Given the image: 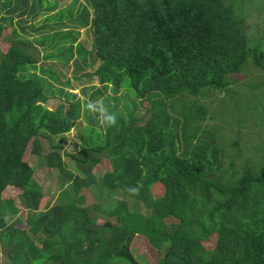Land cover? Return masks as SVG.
Masks as SVG:
<instances>
[{"label":"trees","instance_id":"obj_1","mask_svg":"<svg viewBox=\"0 0 264 264\" xmlns=\"http://www.w3.org/2000/svg\"><path fill=\"white\" fill-rule=\"evenodd\" d=\"M237 2L81 0L76 22L92 35V49L86 51L68 30L48 34L46 24L26 26L27 15L45 22L53 16L61 26L64 15L56 11V2L33 0L28 8V0H0V38L8 31V48L0 53V245L8 248V264H140L130 248L136 235L156 251V264H264V163L256 172L245 167L237 178L229 164L221 181L222 151L215 134L198 126L189 129L207 117L193 98L206 89L225 93L249 58L264 68V52L249 46ZM60 35L62 42L56 41ZM54 60L62 65L73 60L75 71L98 61L85 76H96L113 90L122 88L127 76V89L150 101L149 117L137 124L131 113L125 119L104 99L117 114V125L104 127L95 143L84 132L81 157L67 154L83 175L70 171L62 159L61 136L82 114L76 95L46 80L59 79L45 65ZM55 92L66 106L62 102L49 110L44 104ZM83 113L84 118L87 110ZM41 138L51 150L43 155L45 166L59 173L57 201L43 211L42 187L23 160L30 142L32 152L42 155ZM88 154L103 155L111 166L100 181L103 188L120 189L152 213L131 212L126 200L113 209L80 206V191L97 182L91 168L98 159ZM137 182L143 186L140 195L130 196L127 189ZM153 185L163 189L156 212ZM7 187L18 189L25 209L33 213L28 231L3 219L6 212L14 213L12 201L1 199ZM95 212L115 223L97 224ZM169 220L175 221L170 227ZM212 234L216 243L205 250L201 241Z\"/></svg>","mask_w":264,"mask_h":264},{"label":"rangeland","instance_id":"obj_2","mask_svg":"<svg viewBox=\"0 0 264 264\" xmlns=\"http://www.w3.org/2000/svg\"><path fill=\"white\" fill-rule=\"evenodd\" d=\"M48 0H45L47 3ZM50 2H56V11L62 12L64 18L60 21L61 26L58 25V19L48 17L46 22L44 17L36 18L32 20L29 15L24 19L26 26L34 25L40 26L46 24L44 33H54V31L61 28L62 32L68 30L75 35L77 42L81 43L86 51L92 49V35L89 28H81L79 23L76 22L78 15L82 10L81 6L77 3L81 0H49ZM33 0H28V8ZM38 9V8H37ZM236 11L239 10V16L244 19L245 30L248 31V44L254 47L258 53L264 52V0H238ZM69 10V11H67ZM70 13L68 19L67 14ZM2 13L1 15H3ZM42 14L39 12V15ZM43 16H46L43 14ZM17 19V18H16ZM41 32V31H40ZM6 33L0 38V53H4L8 48V41L6 39ZM33 33V31H31ZM52 36H50L51 39ZM56 41L62 42L61 35L57 37ZM75 45V43H74ZM58 47V46H57ZM51 47L50 50L58 51V48ZM90 61V67L84 68L81 66L80 71L73 70L72 60L69 65H62L58 60L49 61L45 65L52 68L54 73L57 74L59 79L46 78L53 88H63L76 95L81 105L82 117L76 122L75 127L67 134L61 136L64 137L62 143L65 148L66 154H62V159L66 164V167L79 175H83L82 170H79V166L72 161L67 154H74L81 157L80 150L83 144L81 135L85 132V137L91 138L92 142H96V135L101 133L104 127H101L96 118L87 112L83 118L86 110V105L90 101L103 98L107 100L110 105L115 106V111H120L126 119L127 114L131 113L133 119L139 120L137 124L145 123V120L149 117L150 101L144 97L141 99L136 93L127 88H120L113 90L112 86H105L104 88L99 84L96 76H85V73H93L98 67L99 62L93 63ZM264 61V59H263ZM264 64V62H263ZM40 66V64H38ZM88 69V70H87ZM75 79H82L80 81ZM230 76L228 77V81ZM231 80V85L226 92L213 91L206 89L200 93L196 100L198 104H201L206 109L207 117L204 121L196 122L193 126H198L201 131H207L214 133L216 144L221 149L222 154L220 157L222 175L221 181H223L225 172L227 173V167L232 165L233 171L236 172L235 177H239L245 167H248L250 171H258L259 167L264 163V68L256 67L252 59L243 65L242 71L238 75H234ZM63 81H68L69 85L61 84ZM61 85H60V84ZM68 88V89H67ZM53 98L49 99L45 107L49 110H54L62 102L65 104V100L62 96H58L55 92ZM116 99V100H113ZM168 101V100H167ZM178 110V105L175 106ZM94 119L97 125L93 123ZM90 126V127H88ZM96 128V131L92 132L89 128ZM106 128V127H105ZM86 129V131H85ZM192 130V129H191ZM104 131V130H103ZM53 143H58L60 137H53ZM42 144V155H36L32 152V143L30 142L23 154V160L33 168L34 179L42 187L44 198L40 203V210L43 211L49 208L52 204L56 203V198L59 190L58 176L59 173L56 169H49L45 166L43 155L49 153L50 146L47 139H40ZM62 152V151H61ZM97 158L98 163L91 168V173L96 177L97 182L91 186L90 189L84 188L80 191L79 205L82 207H91L97 205L106 209H113L117 206L119 200H126L129 210L131 212H139L144 215H149L152 210L147 209L141 203L129 199L122 195L121 190L108 191L101 186V179L103 175L111 171V166L108 160L99 154H88V158ZM152 193L156 199L154 212L157 210V200L163 196V189L161 185H153ZM2 200H11L13 203V214L6 212L3 215V219L6 224L13 223L16 228L28 231L30 225L29 218L33 215L31 211L25 209V204L20 198V191L14 187H7L1 194ZM95 211V210H92ZM2 217V214H0ZM94 217L99 225L107 220H111L115 223V220L106 218V215L102 212H95ZM19 221V222H16ZM170 227L172 222L167 221ZM130 248L133 254L136 256L140 264H156L158 255L154 249H151L142 235H136ZM217 236L212 234L209 238L203 239L201 244L205 250H212L216 243ZM8 249V248H5ZM5 249L0 245V264H8V258Z\"/></svg>","mask_w":264,"mask_h":264},{"label":"clouds","instance_id":"obj_3","mask_svg":"<svg viewBox=\"0 0 264 264\" xmlns=\"http://www.w3.org/2000/svg\"><path fill=\"white\" fill-rule=\"evenodd\" d=\"M119 71L125 72L126 70L120 69ZM128 84V77L125 76L122 82V87L127 88ZM86 110L96 118L98 124L101 127H115L118 123L117 114L109 110V107L105 104L103 98H98L97 100L88 102L86 105ZM142 187V184L137 182V184L129 186L127 192L130 196H139Z\"/></svg>","mask_w":264,"mask_h":264}]
</instances>
